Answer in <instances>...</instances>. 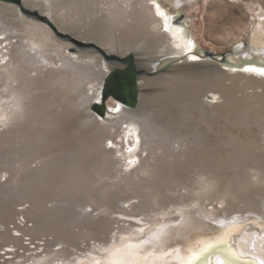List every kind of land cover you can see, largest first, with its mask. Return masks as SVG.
<instances>
[{
    "label": "bare ground",
    "instance_id": "1",
    "mask_svg": "<svg viewBox=\"0 0 264 264\" xmlns=\"http://www.w3.org/2000/svg\"><path fill=\"white\" fill-rule=\"evenodd\" d=\"M193 1L0 2V249L31 252L0 264L264 262V22L220 64L176 22ZM108 58L146 70L101 121Z\"/></svg>",
    "mask_w": 264,
    "mask_h": 264
},
{
    "label": "rangeland",
    "instance_id": "2",
    "mask_svg": "<svg viewBox=\"0 0 264 264\" xmlns=\"http://www.w3.org/2000/svg\"><path fill=\"white\" fill-rule=\"evenodd\" d=\"M3 3L19 7V5L14 2L9 3V2L4 1ZM183 9L184 11L181 14L182 16H180L179 18L183 17L184 20H188L189 25H190V30L194 34V38L196 37L195 38L196 42L200 44L201 48L210 53H214V54L231 52L233 51V49L239 47L243 43L245 44L244 45L245 48L251 46L252 45L251 36L253 35V32L259 28L258 27L259 23L264 22V18L260 19L258 17V14L262 11L261 8L260 7L252 8L250 5L247 4V2H243L242 0H236V1H232V0H196L195 1L194 0L191 4L190 3L186 4ZM35 11L36 10H34V12ZM21 12L27 19L29 18L35 19L39 22L45 23L44 21L37 19L32 14H26L23 11ZM261 14L264 15V11H262ZM69 42L70 43L68 44H70V48H71L70 54H75V50L78 49V47L74 45L71 41ZM6 44L4 43L5 46ZM91 47H92V44L90 47H87L85 49L86 50L96 49L95 47H92V48ZM107 60L108 62L112 61L111 58H108ZM128 62L125 61V59L120 60V61L114 60L113 64H115L116 66L111 72L112 76L115 75V76H120L121 78L127 79V75L131 73V74H134V76L136 77V82L138 85L141 83H144V80L141 78L144 77V72L146 69L145 70L139 69L138 65L135 63L134 60H130ZM146 75H147L146 78L149 79V78L155 77L157 73L156 74L149 73ZM110 78L109 80L105 82L103 86V90L100 94L102 97L104 93L106 92V90H108L109 88V85L111 83ZM101 96H100V102L96 100L94 101H96V103L97 102L101 103V99H102ZM93 105H94V102L91 105V112L95 115L94 117L98 118V120L103 121L105 117L95 112L93 110ZM118 105L125 107L119 101L109 96L107 100V106L113 107L114 109H116ZM125 108H128V107H125ZM128 109H132V108H128ZM2 181L6 182V180L3 178H2ZM24 207L25 206H19L17 207V210H23ZM87 210L91 211L90 208H88ZM20 219H22V221ZM20 219H18V222H17L19 226L27 225L28 227H33V223L27 222V220L24 219L23 216L22 218L20 217ZM13 227H14L13 225L10 226V229L14 231V232L12 231V235L20 237L23 240V245L25 243L26 247L32 250H36L35 247L40 244L39 245L40 248L37 249L36 251L42 252L44 250L43 249L45 245L44 241L36 240L32 242L29 236H23L21 232H18ZM21 234L23 237H21ZM17 250H18L17 248H11V247H5L4 249H0L1 251L0 261L3 263V260L6 261V259L8 258L9 260L7 259V261H14L17 263L19 259L16 258V255H15L16 252H18L19 254L23 252L22 254H26V255H29L31 253V252L24 253L22 249L18 251ZM10 251L14 254H11ZM6 253L7 255H5ZM12 257H15V258L13 259ZM8 264H12V263H8Z\"/></svg>",
    "mask_w": 264,
    "mask_h": 264
},
{
    "label": "water",
    "instance_id": "3",
    "mask_svg": "<svg viewBox=\"0 0 264 264\" xmlns=\"http://www.w3.org/2000/svg\"><path fill=\"white\" fill-rule=\"evenodd\" d=\"M14 2L19 5V7L24 11L29 14L30 11L28 9L23 8L22 5V0H0V2ZM34 13V12H33ZM42 20H46V17H40ZM184 20L183 17L178 19L176 22H181ZM232 52V51H231ZM221 53V54H214L210 53L206 50L203 51V56L206 58H210L212 61L224 64V63H229L230 61L228 60V55L231 53ZM130 60H133L132 58ZM179 59H176L174 63L179 62ZM173 63V64H174ZM168 66V65H167ZM224 70V69H223ZM159 73V72H158ZM138 84L136 82V77L134 74H128L127 79L121 78L120 76H116L115 79L111 80V83L109 85L108 90L104 93L101 103H96L94 101L93 105V110L97 112L99 115L104 116L106 111L108 110L107 106V100L110 97L113 99L119 101L121 104H123L125 107L128 108H136L137 106V96H138ZM211 99V96H209Z\"/></svg>",
    "mask_w": 264,
    "mask_h": 264
},
{
    "label": "snow or ice",
    "instance_id": "4",
    "mask_svg": "<svg viewBox=\"0 0 264 264\" xmlns=\"http://www.w3.org/2000/svg\"><path fill=\"white\" fill-rule=\"evenodd\" d=\"M193 59H195V57H193ZM259 71L261 74H264V69H260ZM141 231H143V230L141 229ZM152 239L158 240L159 239V233H154ZM140 243L141 244L147 243V241H141ZM139 247H140V245H138V244L134 245L131 243H129L126 246L127 250L130 252V254H133V255L138 254ZM215 247H216V245L214 243H212V242L207 243L204 248H202L199 252H194L191 255V257L187 261L182 262V264H197V262L200 258L201 252H207L209 249H214ZM132 250H136V251L133 252ZM120 251H121L120 249H116L115 252L111 253V254L115 255L116 253H119ZM229 254L232 257H235V253L230 252ZM97 264H100V262L97 261ZM110 264H129V261L127 259H121L119 261H112V262H110ZM220 264H233V261L229 260L227 257H225L221 260ZM243 264H252V262L245 261V262H243ZM262 264H264V262H262Z\"/></svg>",
    "mask_w": 264,
    "mask_h": 264
}]
</instances>
